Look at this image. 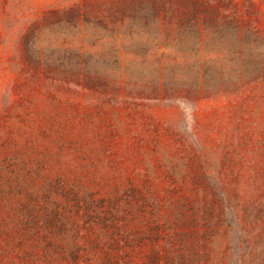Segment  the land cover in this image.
<instances>
[{
  "label": "rangeland",
  "instance_id": "1",
  "mask_svg": "<svg viewBox=\"0 0 264 264\" xmlns=\"http://www.w3.org/2000/svg\"><path fill=\"white\" fill-rule=\"evenodd\" d=\"M0 264H264V0H0Z\"/></svg>",
  "mask_w": 264,
  "mask_h": 264
}]
</instances>
